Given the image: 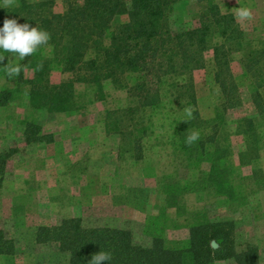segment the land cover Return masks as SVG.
<instances>
[{
    "label": "trees",
    "instance_id": "obj_1",
    "mask_svg": "<svg viewBox=\"0 0 264 264\" xmlns=\"http://www.w3.org/2000/svg\"><path fill=\"white\" fill-rule=\"evenodd\" d=\"M63 10L54 9L55 0H0V26L5 19L46 30L50 40L31 57L11 60V53L0 52V78L14 83L0 89V106L26 96L28 106L36 111L66 112L77 110L75 85L92 88L95 99L106 98L105 82L125 90L128 103L123 108L107 109L104 128L107 134L120 138L121 148L140 159L143 139L149 134L152 112L162 100V89L177 106L192 116L183 118L178 127L181 149L189 159L213 160L206 181L217 191L232 196L226 148H215L224 113L241 105L239 86L231 63L239 54V62L251 80L250 97L258 114L264 115V41L251 40L232 13H224L215 0L204 3L194 25L177 29L171 22L174 6L182 0H61ZM127 20L112 26L117 15ZM211 52L207 58L206 53ZM212 67L214 83L221 102L214 117L201 118L197 108L193 73L207 64ZM18 66V75L7 70ZM58 67L69 77L52 83L50 75ZM30 71V76H26ZM241 133L255 131L252 118L239 122ZM210 133L203 135V130ZM192 132L199 139L185 142ZM23 138L27 144L52 142L35 120L24 122ZM248 139L246 151L239 160H254L257 147ZM208 152V153H207ZM249 152V153H248ZM253 152V154H252ZM14 150L0 151V185L6 161ZM250 155V154H249ZM38 244H55L68 255L67 264H90L99 251L111 255L110 264H213L230 260L231 264H261L256 244L239 243L234 236V223L228 220H206L189 228L187 241L169 247L158 235L147 245L135 242L130 229L112 225H86L81 217H68L56 225H40L35 231ZM216 242L217 247H212ZM15 240L0 228V255L12 256ZM108 264V262H104Z\"/></svg>",
    "mask_w": 264,
    "mask_h": 264
},
{
    "label": "rangeland",
    "instance_id": "obj_2",
    "mask_svg": "<svg viewBox=\"0 0 264 264\" xmlns=\"http://www.w3.org/2000/svg\"><path fill=\"white\" fill-rule=\"evenodd\" d=\"M215 1L222 12L235 16L248 39L264 41V0ZM203 8L204 3L182 0L174 6L171 22L176 29L194 25ZM54 9L63 10L61 0H55ZM242 11L250 15L242 17ZM126 20L127 15H117L112 26ZM211 55L206 53L207 58ZM239 56H233L231 69L242 103L225 111L212 148L227 149L225 176L232 196L206 181L213 160L189 159L181 149L178 127L187 115L166 93V86L161 104L150 112V130L143 139L140 159L123 151L120 138L105 131V111L128 103L126 91L109 82L104 85L103 101L94 98L91 87L77 83V110H32L24 94L0 106V151L14 150L0 185V228L16 243L15 254L0 255V264H67L68 255L57 245L35 242V231L40 225H56L68 217H81L86 225L128 228L135 242L143 245L158 235L169 247L184 244L193 224L228 220L234 223L239 243L258 246L264 264V115L255 111L251 80ZM68 77L55 67L50 80L59 83ZM193 80L200 116L210 120L221 102L210 63L194 71ZM13 85L0 78V89ZM245 117L255 124V131L246 135L239 126ZM28 120H35L53 141L27 144L23 129ZM209 133L208 129L202 132L204 136ZM247 139L254 142L258 155L247 160L248 152L250 155L239 160ZM212 247H217L216 242ZM213 264L231 261L215 260Z\"/></svg>",
    "mask_w": 264,
    "mask_h": 264
},
{
    "label": "clouds",
    "instance_id": "obj_3",
    "mask_svg": "<svg viewBox=\"0 0 264 264\" xmlns=\"http://www.w3.org/2000/svg\"><path fill=\"white\" fill-rule=\"evenodd\" d=\"M10 2V0H9ZM242 17L250 15L247 11L240 13ZM50 40V34L38 27L32 26L28 22L18 23L16 19H5L0 26V52L13 54L14 59L24 60L25 57H31L42 45H46ZM20 68L11 67L7 70L9 76L18 75ZM186 115L191 118L192 113L188 111ZM199 139L198 132H192L186 137L185 142L192 144ZM111 262V255L104 251L94 254L90 264H104Z\"/></svg>",
    "mask_w": 264,
    "mask_h": 264
}]
</instances>
